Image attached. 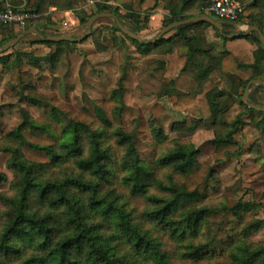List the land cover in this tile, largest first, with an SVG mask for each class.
I'll use <instances>...</instances> for the list:
<instances>
[{
	"label": "trees",
	"instance_id": "trees-1",
	"mask_svg": "<svg viewBox=\"0 0 264 264\" xmlns=\"http://www.w3.org/2000/svg\"><path fill=\"white\" fill-rule=\"evenodd\" d=\"M76 1L10 0L8 6L34 12L38 17L25 28L0 26V47L35 26L46 13V20L63 22L65 12L71 11L79 24L85 25L94 14L111 12L124 27L138 34L152 13L166 14L162 28L203 14L198 6L207 7L212 0H83L82 14L75 8ZM110 1L115 4L112 8ZM236 1L241 6L237 20L219 22L224 34L238 31L235 25L257 26L264 34V0ZM6 6L0 5V10ZM50 8L54 10L49 12ZM103 19L112 22L114 45L126 50V39L142 55H163L164 61L148 66V74L160 75L163 88L157 95H174L175 109L197 114L183 116L173 124V130H192L211 117L214 136L209 142L216 148L238 147L244 128L251 123L264 133V118L253 116H264V112L241 101L250 80H264V47L257 32L227 38L210 23L200 21L141 43L123 34L112 18H102L93 23L91 33L81 42L92 39L99 44L102 32L97 24ZM208 28L220 40L221 49L207 41ZM24 42L31 45L28 53L16 51V44L0 53L2 68L19 67L22 60L36 66L42 61L53 63L63 54L75 52L81 43L43 41L31 34L18 43ZM177 70L197 82L193 93L181 94L174 88L172 76ZM125 75L123 72L118 89L111 94L118 102L114 107L116 119L125 107L121 83ZM26 88L23 85L17 91L19 99L48 108L60 132L56 135L49 123H38L23 108L19 123L4 132L5 120L0 112V152L6 155L5 165L12 174L8 190L0 193V264H264V245L249 237L262 225L261 220H248L250 204L237 201L226 205L222 200L205 199L203 191L187 187V176L197 167L200 149L189 140L167 139L162 117L165 107L161 103L140 107L143 116L155 122L151 132L157 147L148 164L139 153V119L129 125L113 124L97 106L101 124L93 128L70 118L44 95L25 93ZM250 88L264 91L261 85ZM249 102L253 103L251 98ZM26 130L44 132L54 142L32 143L25 138ZM24 145L44 152L48 160H29ZM260 151L255 142L251 152L261 158ZM3 178L0 173V180ZM206 182L207 186L215 185L212 172ZM219 213L232 215L240 229L230 227V234L220 223L213 230L209 220ZM216 249L227 256L226 263L216 261Z\"/></svg>",
	"mask_w": 264,
	"mask_h": 264
},
{
	"label": "rangeland",
	"instance_id": "rangeland-1",
	"mask_svg": "<svg viewBox=\"0 0 264 264\" xmlns=\"http://www.w3.org/2000/svg\"><path fill=\"white\" fill-rule=\"evenodd\" d=\"M75 4L78 13L82 14L85 4L83 0H77ZM113 6L115 4L110 1V8ZM204 8L201 5L198 6L199 10ZM68 12L63 22L46 20L48 13L42 14L35 22V27L43 33L77 38L85 33V25L79 24L74 12ZM207 15L218 22H224V19L213 13H207ZM165 17L166 14L162 12L147 16L146 27L138 35L145 40H152L160 31ZM64 22L67 24H63ZM111 25V20H101L97 24L102 32L99 44L92 39H87L76 46L75 52L63 54L56 62L42 61L40 66H36L22 60L19 67L12 66L5 69L0 66V112L5 120L4 132L19 123L20 108L27 110L38 123H49L56 135L60 132V127L51 120L48 108L35 107L24 99H19L17 91L24 85L27 87L25 93L35 92L44 95L52 104L66 112L70 118L84 121L93 128L101 124L95 112L97 106L105 112L113 124L129 125L133 119H139V126L136 130L139 153L140 157L150 164L157 147L151 132V125L155 122L150 123L143 116L140 107L144 104L151 105L159 102L165 107L162 117L167 139L189 140L200 149L197 167L187 176V187L203 191L205 199L222 200L224 204L230 206L237 201L248 202L250 204L248 220L262 221L261 227L249 237L253 242L264 245V133L254 123H251L244 128L243 138L238 147L216 148L209 142L214 136L213 127L210 125L211 117L192 130L186 128L173 130V124L181 121L183 116L196 117L197 114L192 111L180 112L175 109L173 103L176 97L174 95H157L163 88L160 75L148 74V66L157 60L164 61L163 55L157 52L142 55L126 39V50L114 45L110 34ZM234 27L238 31L244 30L237 25ZM205 36L216 49H221L220 40L214 37L211 28L206 30ZM30 48L31 45L28 42L18 43L14 47L21 53H28ZM123 72L126 74L121 81L125 107L119 119H116L114 107L118 102L112 98L111 94L114 89H118ZM172 77L175 78L174 88L181 94H191L197 88V82L189 76L180 74L179 70L175 71ZM249 98L257 106H264V91L250 88ZM253 116L257 120L264 118L263 115L253 114ZM25 138L40 145L54 142L52 136L33 130H26ZM255 142L260 145L261 158H256L251 152ZM23 152L29 160H48L44 152L33 150L26 145L23 146ZM5 162L6 155L0 152V173L4 177L0 180V193L8 190L12 179V174ZM211 172L215 179V185L212 187L207 186L206 182V177ZM123 189V187H118V190ZM209 222L213 230L219 227L220 223H224L223 226L227 230L230 227L240 229L239 223L237 224L232 215L226 216L219 213L211 217ZM228 233L233 234V231L229 230ZM214 255L217 262H227V256L219 249L215 250Z\"/></svg>",
	"mask_w": 264,
	"mask_h": 264
},
{
	"label": "water",
	"instance_id": "water-1",
	"mask_svg": "<svg viewBox=\"0 0 264 264\" xmlns=\"http://www.w3.org/2000/svg\"><path fill=\"white\" fill-rule=\"evenodd\" d=\"M102 18H112L114 20L116 26L120 29V31L123 34H125L128 37H130L131 39H134V40L141 42V43L153 42V41L159 39L165 33L169 32L170 30H172V29H174L180 25L205 21V22L210 23L212 26H214L221 35H223L227 38H232V37L239 36V35H247L253 31L257 32L259 39L261 41V44L264 47V34L260 31V29L257 26H246L243 31H236V32L231 33V34H224L221 24L218 21L212 19L207 14H201V15H198L195 17H189V18L184 19V20L175 21L173 23H170L169 25L162 27L160 29V31L158 32V34L152 40H145L143 37H141L137 33H134L132 31L128 30L126 27H124V25L121 23V21L119 20V18L115 14H113L111 12H100V13L94 14L93 16H91L88 19V21L85 23V28H86L85 33L82 34L81 36L77 37V38L67 36V35L44 36L36 27L31 26L27 30L17 34L14 38L10 39L5 44H3V46L0 47V53L5 52L10 47L17 44L24 36L30 35V34L36 36L37 38H39L43 41L81 42L91 33V28H92L93 23L96 20L102 19ZM255 85H261L264 87V80H261V79L250 80L246 86V89H245L243 96L241 97V101L253 110L264 112V106H262V107L257 106L256 104L251 103L248 100L249 93H250V87L255 86Z\"/></svg>",
	"mask_w": 264,
	"mask_h": 264
},
{
	"label": "built area",
	"instance_id": "built-area-1",
	"mask_svg": "<svg viewBox=\"0 0 264 264\" xmlns=\"http://www.w3.org/2000/svg\"><path fill=\"white\" fill-rule=\"evenodd\" d=\"M240 10L241 6L236 0H212L207 7L202 9L203 14L213 13L230 22L237 20ZM37 17L38 15L34 12L16 10L7 5L4 10H0V26L18 25L20 28H25L29 21Z\"/></svg>",
	"mask_w": 264,
	"mask_h": 264
},
{
	"label": "crops",
	"instance_id": "crops-1",
	"mask_svg": "<svg viewBox=\"0 0 264 264\" xmlns=\"http://www.w3.org/2000/svg\"><path fill=\"white\" fill-rule=\"evenodd\" d=\"M9 1H10V0H0V5H8V4H9ZM53 10H54V8H50V9H49V12H51V11H53ZM65 13H66L65 16H66V18H67V15L69 14V12L66 11ZM67 20H68V19H67ZM34 27H35V26H34ZM240 27H241V28H240ZM245 27H246V26H239L240 29H242V28L245 29Z\"/></svg>",
	"mask_w": 264,
	"mask_h": 264
}]
</instances>
